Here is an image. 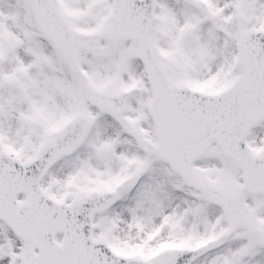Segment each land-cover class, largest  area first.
Wrapping results in <instances>:
<instances>
[{"label": "snow or ice", "instance_id": "6c2138e0", "mask_svg": "<svg viewBox=\"0 0 264 264\" xmlns=\"http://www.w3.org/2000/svg\"><path fill=\"white\" fill-rule=\"evenodd\" d=\"M0 264H264V0H0Z\"/></svg>", "mask_w": 264, "mask_h": 264}]
</instances>
